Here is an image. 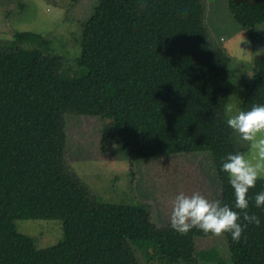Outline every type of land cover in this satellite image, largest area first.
<instances>
[{
    "label": "trees",
    "instance_id": "obj_1",
    "mask_svg": "<svg viewBox=\"0 0 264 264\" xmlns=\"http://www.w3.org/2000/svg\"><path fill=\"white\" fill-rule=\"evenodd\" d=\"M139 2L98 0L83 28L78 65L84 77L75 81L63 77L65 59L53 53L51 36L16 32L0 46V264H141L135 248L150 263L198 264L196 238L214 236L158 227L142 203L98 201L66 160L69 113L108 121L132 165L208 154L222 185L220 201L234 207L222 163L248 148L226 124L231 60L211 47L199 0H143L144 9ZM228 6L252 41L264 44L258 31L264 0H228ZM237 88L241 110L264 104V53L254 76ZM262 191L264 179L248 192L247 211L260 225L248 224L239 243L223 234L233 264H264V206L255 205ZM17 220H62L65 240L39 250L17 230ZM238 222L247 223L242 215ZM212 258L208 263L224 264Z\"/></svg>",
    "mask_w": 264,
    "mask_h": 264
},
{
    "label": "rangeland",
    "instance_id": "obj_2",
    "mask_svg": "<svg viewBox=\"0 0 264 264\" xmlns=\"http://www.w3.org/2000/svg\"><path fill=\"white\" fill-rule=\"evenodd\" d=\"M203 24L214 50H224L231 60L224 84L233 92L229 104L241 110L237 88L242 78H252L255 60L263 55L264 44L253 42L250 31L243 30L232 17L228 0H199ZM98 0H0V46L8 44L16 32H33L54 39V54L65 59L63 77L69 81L83 78L78 65L84 25L93 17ZM264 32V25L258 27ZM29 47V45L24 46ZM86 71V70H85ZM235 111V109H234ZM228 116V115H227ZM67 156L71 170L93 191L97 200L111 204H145L158 227L170 225L175 197L183 192H200L209 200L222 198V185L208 154H179L147 159L131 164L129 155L118 149L115 131L99 116L67 115ZM243 146L248 143L243 141ZM242 143V142H241ZM17 230L35 240L39 250L59 246L65 240L62 220H17ZM198 264L213 259L233 264L224 235L196 238ZM141 264L150 263L135 248Z\"/></svg>",
    "mask_w": 264,
    "mask_h": 264
},
{
    "label": "clouds",
    "instance_id": "obj_3",
    "mask_svg": "<svg viewBox=\"0 0 264 264\" xmlns=\"http://www.w3.org/2000/svg\"><path fill=\"white\" fill-rule=\"evenodd\" d=\"M138 7L144 9L147 5L140 0ZM225 112L227 126L248 143L247 153H229L222 163V171L228 174L234 189V207L222 204L219 199L209 200L200 192L191 195L181 192L173 201L170 225L181 235L188 234L193 228L216 237L230 233L232 240L239 243L248 224L259 226L261 223L257 215H250L247 210L249 190L258 180L264 179V104H253L247 111L228 104ZM255 205L264 206V191L256 194ZM241 215L247 223L238 222Z\"/></svg>",
    "mask_w": 264,
    "mask_h": 264
}]
</instances>
